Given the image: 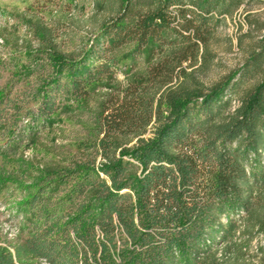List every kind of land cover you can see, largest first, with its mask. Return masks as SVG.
I'll list each match as a JSON object with an SVG mask.
<instances>
[{
  "label": "trees",
  "instance_id": "trees-1",
  "mask_svg": "<svg viewBox=\"0 0 264 264\" xmlns=\"http://www.w3.org/2000/svg\"><path fill=\"white\" fill-rule=\"evenodd\" d=\"M246 1L110 0L102 37L77 54L30 21L50 70L32 91L35 108L19 116L14 104L15 116L0 122L2 151L47 127L58 107L86 130L69 157L34 175L16 205L29 214L24 235L0 242V264H255L264 22L239 66L207 77L225 17ZM60 95L71 102L59 106Z\"/></svg>",
  "mask_w": 264,
  "mask_h": 264
},
{
  "label": "rangeland",
  "instance_id": "rangeland-1",
  "mask_svg": "<svg viewBox=\"0 0 264 264\" xmlns=\"http://www.w3.org/2000/svg\"><path fill=\"white\" fill-rule=\"evenodd\" d=\"M111 4L110 0H0V122L15 116L14 104L20 106L19 116L35 108L38 97L32 91L41 82L39 75L50 70L45 53L37 51L39 37L30 21L40 20L53 30L58 48L77 54L101 34L102 23L112 15ZM262 22L264 0L246 1L225 17L222 39L214 45L219 61L208 71V80L243 62L262 32ZM245 31L248 35L238 43L237 36ZM57 100L59 106L71 102L63 95ZM52 114L47 127L22 139L14 152L2 151L8 135L0 131V242L14 243L22 238L29 214L18 213L16 205L34 189V175L49 163L69 157L85 134L82 121L63 108H56ZM260 247L264 248V233L255 234L248 245L255 264H264Z\"/></svg>",
  "mask_w": 264,
  "mask_h": 264
}]
</instances>
